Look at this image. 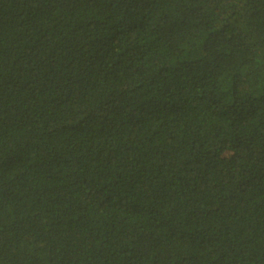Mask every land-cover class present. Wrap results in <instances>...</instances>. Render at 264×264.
I'll return each instance as SVG.
<instances>
[{"label":"trees","instance_id":"16d2710c","mask_svg":"<svg viewBox=\"0 0 264 264\" xmlns=\"http://www.w3.org/2000/svg\"><path fill=\"white\" fill-rule=\"evenodd\" d=\"M0 264H264V0H0Z\"/></svg>","mask_w":264,"mask_h":264}]
</instances>
